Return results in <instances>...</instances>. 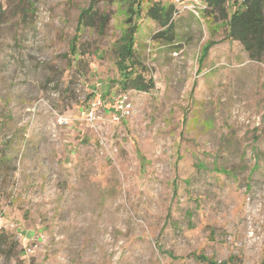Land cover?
I'll return each instance as SVG.
<instances>
[{
	"label": "rangeland",
	"instance_id": "obj_1",
	"mask_svg": "<svg viewBox=\"0 0 264 264\" xmlns=\"http://www.w3.org/2000/svg\"><path fill=\"white\" fill-rule=\"evenodd\" d=\"M92 1L0 0V264H264V61L169 0L78 31ZM96 88L132 114L87 122Z\"/></svg>",
	"mask_w": 264,
	"mask_h": 264
},
{
	"label": "trees",
	"instance_id": "obj_2",
	"mask_svg": "<svg viewBox=\"0 0 264 264\" xmlns=\"http://www.w3.org/2000/svg\"><path fill=\"white\" fill-rule=\"evenodd\" d=\"M127 1L131 3V9L136 11V14L139 16L142 4L145 0ZM203 1L207 4V8L203 11V13H207L210 16L215 15L223 20L227 19L230 26V37L233 40L240 41L244 45L250 59L264 61V0ZM231 2L235 7V10L230 15L228 6ZM96 3L97 0H93L89 9L90 11L83 14L78 25V31H81L82 24L90 27H94L96 25L104 27L107 18L102 14H100L101 16L98 14V9L95 6ZM177 11V6L171 1L167 6H164L160 1H158L148 8L147 15L153 20L159 22L162 27H167L166 31H169L173 23V13ZM161 34L162 32L159 35ZM131 38L134 39V35H132ZM131 50L132 45L129 47L128 51ZM132 65V62L129 63L121 72L123 86H132L143 89H147L152 86V83L144 81L142 76L133 77L132 70H129ZM2 242L3 239L0 238V246ZM200 258L206 260L203 256H200Z\"/></svg>",
	"mask_w": 264,
	"mask_h": 264
},
{
	"label": "built area",
	"instance_id": "obj_3",
	"mask_svg": "<svg viewBox=\"0 0 264 264\" xmlns=\"http://www.w3.org/2000/svg\"><path fill=\"white\" fill-rule=\"evenodd\" d=\"M177 6L178 12H190L198 14L207 8L203 0H169ZM133 102L130 91H122L107 96L101 89L96 88L90 97L89 102L81 110L82 115L89 123H95L97 119L105 114H110L114 120L121 117H128L132 114ZM1 220V217H0Z\"/></svg>",
	"mask_w": 264,
	"mask_h": 264
},
{
	"label": "crops",
	"instance_id": "obj_4",
	"mask_svg": "<svg viewBox=\"0 0 264 264\" xmlns=\"http://www.w3.org/2000/svg\"><path fill=\"white\" fill-rule=\"evenodd\" d=\"M105 92L108 93L106 90H105ZM115 93H116V92H110L109 94H110V96H111V95H113V94H115Z\"/></svg>",
	"mask_w": 264,
	"mask_h": 264
}]
</instances>
